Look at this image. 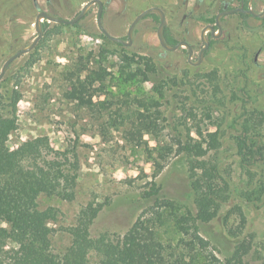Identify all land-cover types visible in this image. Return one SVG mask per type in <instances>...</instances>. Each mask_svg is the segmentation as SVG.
<instances>
[{
	"label": "rangeland",
	"instance_id": "374dc122",
	"mask_svg": "<svg viewBox=\"0 0 264 264\" xmlns=\"http://www.w3.org/2000/svg\"><path fill=\"white\" fill-rule=\"evenodd\" d=\"M87 1L0 0V70L36 37L37 12L70 20ZM101 1V24L109 36L128 42L134 17L158 7L168 35L190 43L193 55L188 61L184 47L164 51L155 12L135 25L128 46L115 44L97 26L95 3L75 26L46 21L35 47L9 65L0 80V117L15 121L6 147L13 151L40 140L44 145L33 168L55 176L59 190L73 194L71 200L44 192L35 198L40 211L52 214L51 249L67 252L70 230L90 205L101 206L89 228L92 237L122 239L140 218L165 245L187 240L184 218L195 213L191 181L204 161L217 168L232 192L218 216L201 224V235L218 248L213 250L217 264L240 241L250 242L244 264H264V18L223 17L221 36L194 66L200 31L223 0ZM247 7L259 13L264 0H248ZM123 55L133 60L122 61ZM99 62L110 76L102 85L93 83L92 105L66 100V73L84 68L81 77L91 76ZM242 140L247 147L240 150ZM234 207L241 209L243 222ZM0 228L8 225L0 220ZM14 246L5 241L2 248ZM87 255V264H100L97 253ZM183 255L197 264L209 262L208 253Z\"/></svg>",
	"mask_w": 264,
	"mask_h": 264
},
{
	"label": "trees",
	"instance_id": "16d2710c",
	"mask_svg": "<svg viewBox=\"0 0 264 264\" xmlns=\"http://www.w3.org/2000/svg\"><path fill=\"white\" fill-rule=\"evenodd\" d=\"M247 2L248 0H244V8H247ZM152 16L158 19L157 16ZM241 16L248 18L244 14ZM46 25L47 22L44 21L42 29ZM164 37L170 46L177 43L168 35L166 28ZM120 59L126 62L133 60L126 55ZM147 70L150 71L149 68ZM83 71L84 68H75L66 73L69 85L63 96L70 102L89 107L94 102L93 83L102 85L110 73L101 62L91 70V76L82 78ZM17 95L10 98L12 110H15ZM14 129L15 121L11 117H0V177L5 174H21L19 179H0V220L8 225L6 230L0 228V264H87L90 250L100 256V264H197L194 258H185V251L208 253V264L218 263L213 254V250H218L216 244L204 238L200 229L201 224H207L218 216L220 208L229 200L232 192L217 168L204 161L198 163L201 172L194 173L191 181L195 213L189 212L184 218L188 226L187 240L180 239L175 245H165L157 240L153 229L140 218L122 239L115 240L106 234L92 237L89 228L101 206L90 205L81 211L76 225L70 230L71 246L67 252H54L50 245L51 228L48 226L52 214L50 211H40L35 198L39 192H44L71 200L73 194L60 191L55 176L33 168L35 165L37 167V155L44 145L40 140L25 142L13 151L7 149V137ZM246 147L245 140L239 142L240 150ZM246 157L243 154V160ZM36 174L43 176L38 182L32 179ZM76 177L74 174L73 179ZM232 211L239 215L240 221L245 220L239 207H234ZM230 215L228 212L225 216V225ZM5 241H11L15 246L3 249ZM249 243L240 241L223 264H244L243 259L250 250Z\"/></svg>",
	"mask_w": 264,
	"mask_h": 264
},
{
	"label": "water",
	"instance_id": "95a60500",
	"mask_svg": "<svg viewBox=\"0 0 264 264\" xmlns=\"http://www.w3.org/2000/svg\"><path fill=\"white\" fill-rule=\"evenodd\" d=\"M109 1V0H107ZM97 4L98 6V10H97V14H96V23L97 26L99 28V30L107 37L109 38L111 41L116 42V43H121L123 45L128 46L131 42V36H132V32L133 29L135 27V25L141 20L143 19L146 15H148L149 13L155 12L158 14L159 17V23L157 26V30H156V34H157V39L159 41L160 46L166 50V51H174L177 48L181 47V46H185L186 48H188L189 50V58L191 57V49L188 46L187 43L185 42H180L174 46H169L166 44L164 37H163V32H164V27H165V15L164 12L158 8V7H149L143 11H141L139 14H137L134 19L131 21L129 28L127 30V39L128 42H124L122 39L120 38H115V37H111L109 36L105 30L102 27L101 24V10H102V1L101 0H89L87 1L82 8L80 9L79 13L74 16L72 19L70 20H65V19H61V18H57L54 17L44 11H39L37 12L36 16H35V21H34V28H35V32L37 33L36 37L34 38V40L28 44L27 46H25L24 48H21L20 50H18L16 53H14L12 56H10L2 65L1 70H0V80L3 77L4 73L6 72L7 68L9 67V65L18 57H20L23 54L29 53L37 44V42L39 41V39L42 37L43 34V30H42V23L43 21H47V22H53V23H58V24H64V25H74L75 23L79 22L88 12V10L91 8V6L93 4ZM241 9L238 10H232L226 13H232V12H238ZM245 13L255 17V18H263L264 17V8L261 12L257 13L254 12L253 10H251L250 8H247L246 10H244ZM225 14V12H221L219 14L216 15L215 17V26L219 27V18L221 16H223ZM207 30H210L212 33L215 31V27L212 26L211 24H207L205 25L202 29H201V33H200V37H201V42L203 43V47L201 48L200 52H199V58H198V62L201 60L202 58V54L203 51L207 48L208 46V42L205 40V32Z\"/></svg>",
	"mask_w": 264,
	"mask_h": 264
},
{
	"label": "flooded vegetation",
	"instance_id": "af4514ba",
	"mask_svg": "<svg viewBox=\"0 0 264 264\" xmlns=\"http://www.w3.org/2000/svg\"><path fill=\"white\" fill-rule=\"evenodd\" d=\"M235 0H223L222 2H221V5H220V8H219V12L217 13V14H219V13H221V12H225V14L223 15V16H221L220 18H219V27H216L215 26V17H216V15L213 17V21H211L210 22V24L212 25V26H214L215 27V31L212 33L210 30H207L206 32H205V40L208 42V46H207V48L203 51V54H202V58H203V56L205 55V53H206V51L209 49V47H210V45L212 44V42L214 41V40H216L217 38H219L220 36H221V34H222V29H221V25H220V20L223 18V17H225V16H227V15H231V14H237L241 19H246V18H243L242 16H241V14H244V15H247L248 17H253V16H251V15H249V14H247V13H245L244 12V10H246L247 8H244V0H238V6H235V7H232L231 6V3H233ZM248 3V2H247ZM238 9H241L240 11H238V12H232V13H226V12H229V11H232V10H238ZM158 15V14H157ZM185 16H183V18H184ZM253 18H255V17H253ZM264 18V17H263ZM263 18H256V19H263ZM158 20H159V17H158ZM207 25V24H206ZM164 30H165V27H164ZM200 33H201V31H200ZM163 37H164V32H163ZM216 37V38H215ZM164 40H165V37H164ZM176 40V44H178V43H180V42H185V43H187L188 44V46L190 47V49H191V57H190V59L192 58V55H193V46L190 44V43H188L187 41H185V40H178V39H175ZM124 41V40H123ZM200 42H201V37H200ZM116 43V42H115ZM118 44H121V43H118ZM167 44V43H166ZM176 44H174V45H176ZM201 48L203 47V43L201 42ZM121 45H123V44H121ZM168 45V44H167ZM174 45H172V46H174ZM170 46V45H169ZM182 47H184V49H185V51L187 52V60H188V58H189V50H188V48H186L185 46H181V47H179V48H182ZM179 48H177L176 50H178ZM201 48L199 49V51H198V53H197V58H196V61L195 62H193V64H194V66H198L200 63H201V60H202V58H201V60L199 61V63H197L198 62V58H199V52H200V50H201ZM176 50H174V51H176ZM165 52H173V51H166V50H164ZM189 61V60H188Z\"/></svg>",
	"mask_w": 264,
	"mask_h": 264
}]
</instances>
